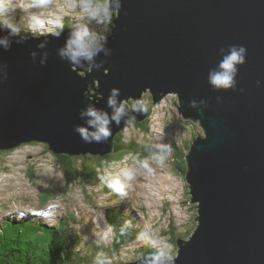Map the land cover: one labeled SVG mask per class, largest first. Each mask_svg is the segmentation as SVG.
Listing matches in <instances>:
<instances>
[{
	"label": "water",
	"instance_id": "water-1",
	"mask_svg": "<svg viewBox=\"0 0 264 264\" xmlns=\"http://www.w3.org/2000/svg\"><path fill=\"white\" fill-rule=\"evenodd\" d=\"M116 17L108 54L95 58L107 75H76L60 60L69 30L59 37L0 31L10 42L7 52L0 48L8 71L0 81V151L40 141L54 154L104 156L130 117L141 122L145 115L128 107L107 142L86 144L73 131L87 119L80 116L83 90L96 81L97 95L117 87L127 101L149 93L154 103L174 92L181 116L199 120L205 133L185 156L199 225L188 240L176 241L174 264H264V0H122ZM231 45L247 49L236 87L214 90L208 73ZM96 106L106 107L103 99Z\"/></svg>",
	"mask_w": 264,
	"mask_h": 264
},
{
	"label": "rangeland",
	"instance_id": "rangeland-1",
	"mask_svg": "<svg viewBox=\"0 0 264 264\" xmlns=\"http://www.w3.org/2000/svg\"><path fill=\"white\" fill-rule=\"evenodd\" d=\"M96 2H101V0ZM80 3L81 0H51L44 10L32 9L30 11L39 15L43 22L42 29L47 28L46 33L49 34L51 27L54 29L57 21L64 23L68 20L70 29L79 23L87 22ZM14 15L17 21L23 19L27 22L29 20V12H22L19 8ZM114 17H116L115 13ZM89 27L97 32L105 30V26L98 25L94 21L89 23ZM96 88L97 82L94 81L92 88H88L90 94ZM140 102L143 105L148 103L147 99ZM127 103L128 107L132 108L130 100ZM178 103L176 93H167L159 101L150 105V114L145 116L148 117L149 122L147 132L142 134L138 127L129 124L121 131L122 140L127 141L132 137L137 142L143 143L144 141L156 149L159 145H168L176 153L185 150L184 143L192 142L195 135L204 136L205 133L198 122L181 116L178 112ZM139 111L141 110H136V112ZM141 160H147L153 167L155 170L153 175H148L140 167L138 161ZM126 169H131L134 172V178L131 181L126 180L122 175V170ZM100 174V176L110 174L109 180L118 178L121 183L127 185L126 191L129 197L126 200L130 202L123 203L120 194L112 195L107 192L101 187V183L105 184L101 179L100 184L95 187L85 188L79 184L66 185L58 162L46 144L40 141L33 144H22L11 152L1 154L0 157V219H3L7 214L8 217L16 214L21 215L22 211L29 208L40 209L45 204L41 212L46 217L42 222L55 224V221L65 217L62 216V208L68 206L73 213L70 210L68 212L74 216L69 218L70 216L67 214L68 216L61 223L70 220L71 224L76 218L73 232L79 235L84 250H89L92 249L95 242L104 244L111 242L114 228L107 216L117 220L121 215H124L121 214L123 212L128 222L127 228L133 227L137 237L144 233L156 243L152 245L147 241L131 240L129 245L122 248L120 255L129 256L144 248L143 246H148L175 257L178 250L175 242L180 239L188 240L194 231L193 221L197 220L199 203L192 200L184 176L173 164L172 154L163 166H159L153 156L149 159H141L139 154H128L119 163L104 167ZM107 189L110 190L108 187ZM23 206L26 207L22 208ZM116 207H123V211L116 210L118 209ZM132 208L137 211L135 212ZM45 211L47 215H44ZM22 214L23 217L29 216V213ZM130 215L131 222L128 220ZM21 220L18 221L19 224L13 223L12 225L22 228L5 227V231L8 232L7 239H10L8 235L15 236L13 233L19 230L24 233L32 232L34 235L31 237L39 239L37 234L42 233L43 229H37L35 224H31L27 220ZM105 233H107L106 236ZM82 249L80 246V250ZM99 251V254L106 253L103 248ZM91 255L93 258L95 257L93 253ZM115 259L117 260V256H113V261Z\"/></svg>",
	"mask_w": 264,
	"mask_h": 264
},
{
	"label": "clouds",
	"instance_id": "clouds-1",
	"mask_svg": "<svg viewBox=\"0 0 264 264\" xmlns=\"http://www.w3.org/2000/svg\"><path fill=\"white\" fill-rule=\"evenodd\" d=\"M50 3L51 0H0V31L6 32L11 36H18L24 32L26 35L31 34L33 37H38V35L42 34L40 29L43 28V22L37 13L31 12L30 10H43ZM80 7L87 17V22L79 23L69 31L64 45L57 50V55L60 60L67 62L69 70L76 75L89 76L94 70L103 75H107L109 69L101 64H97L95 58L101 52L108 54V50L105 48L108 39V28H110L115 19H118V17H114V13L120 14L122 0H101V2H96V0H81ZM17 8L22 12H29V20L27 22L23 19L17 21L14 15ZM93 21L98 25L105 26L104 32H97L91 29L89 23ZM56 28V31H52L49 34L59 37L64 30V25L57 21ZM9 47L10 42L8 37H0V48L7 52ZM38 47L43 48L44 44L41 43ZM29 55L35 57L36 53L32 52ZM246 55L247 49L244 46L231 45L227 55L218 64L217 69L208 73V84L217 91L235 89L237 83L236 77L239 70L238 66L245 63ZM46 60L47 53H43L39 65H45ZM7 78V64L0 63V81L6 80ZM256 84L260 86L261 81L257 80ZM81 96L86 98V103L80 111V116L82 118L86 117L87 119L83 125L74 126L73 131L86 144L107 142L108 138L112 135L111 124L115 123L119 125L122 117L127 114L128 103L126 98H121L120 89L117 87L110 88L106 97L100 91L98 95L95 92L90 94L88 89L83 90ZM102 99L106 107H97V103ZM189 103L192 107H196V100H190ZM203 103L204 101L201 100L200 104ZM132 108L133 110H142L143 104L137 101L132 105ZM106 109H110L111 111ZM130 119H134V117H130ZM157 147L159 154L154 155L153 159L159 166H163L171 156L173 149L168 145H159ZM138 163L148 175L151 176L155 173V170L147 160H141ZM109 175L101 176V181L113 192L121 196H127L126 188L128 186L121 183L118 178L109 180ZM122 175L129 181L134 178V172L131 169L122 170ZM106 235L107 233H105ZM137 239L147 241L152 245L156 243L155 240L144 233H141ZM163 259H167L169 264H174V259L171 256L166 257L163 252L153 256L150 264H162Z\"/></svg>",
	"mask_w": 264,
	"mask_h": 264
},
{
	"label": "trees",
	"instance_id": "trees-1",
	"mask_svg": "<svg viewBox=\"0 0 264 264\" xmlns=\"http://www.w3.org/2000/svg\"><path fill=\"white\" fill-rule=\"evenodd\" d=\"M116 14L117 13H115V15ZM69 26L70 24L65 22L64 29H69L71 27ZM111 32L112 30L110 26V28H108V34ZM21 34L25 33L22 32ZM147 94H143L140 98V101L143 99H147L148 101V103L143 105V109L141 110L142 114L144 113L146 115L150 114V105L154 103L152 98L153 96L151 94ZM130 102L132 105L136 103L133 100H130ZM185 119H191L192 121L198 122V124L202 127L201 123L195 118L190 117ZM129 124L135 125L140 129L142 134H145L148 124V117H145V119H143L141 122L131 119L125 125L127 126ZM196 137L197 136L195 135L193 138ZM33 143L34 142H31V144ZM46 146L48 148V145ZM112 146V151L105 154L104 156H94L89 153L80 156L51 153L58 162V165L63 173V178L66 181V185L71 186L72 184H79L85 188L95 187L100 184L101 170L110 164L119 163L123 157L128 154H139L141 159H149L150 157L159 154V150L155 149L153 146H150L144 141L143 143H140L132 137L127 141H123L121 138V132H118L112 140ZM190 146L191 142H186L184 143L185 150L178 153L173 150L172 153L173 164H175L183 176H185L188 171L185 153L189 151ZM11 151L12 150L0 151V157L1 154ZM116 210L122 211L121 208ZM133 210L136 211L135 208H133ZM121 214L124 215H121L117 220H113L109 217V215L107 216L111 226L114 228V236L112 241L108 244L95 242V244L92 246L93 250H84V247L81 245L79 235L73 232L74 223L70 224V220L68 222H62V225L56 227V229L45 228L49 229V231L45 234L38 233L37 235L39 239H34L31 237L34 234L29 231H26L25 233L17 231L16 233H13L15 236L11 237L8 235L10 239H7V235L4 233L8 232L5 230L1 231L0 264H123L124 262L129 261V259L123 260V258H121L120 252L123 247L129 245V241L137 240V236L135 235V232L132 230V228L126 227L125 223L128 222L125 213L122 212ZM198 225L199 224L197 220L193 221L194 230L198 227ZM10 232L12 234V231ZM20 237L22 238L20 239ZM80 246L83 248L82 250H80ZM101 248L105 249L106 253L99 254V250ZM160 252L161 251H156L146 246L141 248V250L139 249V251L135 253L134 257L135 259L145 256L153 258V256ZM87 253H89V255H87ZM91 253H93L96 258L91 257ZM164 254L166 257L168 256V254ZM113 256H117V260L115 259V261H113Z\"/></svg>",
	"mask_w": 264,
	"mask_h": 264
},
{
	"label": "bare ground",
	"instance_id": "bare-ground-1",
	"mask_svg": "<svg viewBox=\"0 0 264 264\" xmlns=\"http://www.w3.org/2000/svg\"><path fill=\"white\" fill-rule=\"evenodd\" d=\"M43 10H44V9H43ZM42 12H43V11H42ZM58 12H59V11H58ZM47 14H48V13H47ZM48 17H49V16H48ZM53 24H54V23H53ZM158 95H159V96H162V94H158ZM165 95H166V93H165L162 97H164ZM162 97H161V98H162ZM161 98H160V99H161ZM160 99H159V100H160ZM159 100H158V101H159ZM178 112L181 114L179 103H178ZM147 115H148V114H147ZM181 115H182V114H181ZM184 117H185V118H189V117H186V116H184ZM134 120H135V119H134ZM198 121H199V120H198ZM199 122H200V121H199ZM117 195H118V193H117ZM193 201H194V199H193ZM116 208H118V207H116ZM119 208L122 209L123 207H119ZM119 208H118V209H119ZM125 208H126V207H125ZM122 211H123V209H122ZM129 213H130V212H129ZM128 218H131V215L128 216ZM7 221H8V222H11V223L19 224L18 221H22V220H21V218H20L18 215H15V217H14L12 220L8 219ZM130 221H131V220H130ZM28 222L31 223V224H32V223H35V222H31V221H28ZM125 224L127 225V223H125ZM132 228H133V227H132ZM24 229H28V228H24ZM37 229H43V230H42V233H44V234L47 233V232L49 231V229H45V228L40 227V226H37ZM132 230H133V229H132ZM30 231H31V230H30ZM93 241H94V240H93ZM111 241H112V240H111ZM135 241H136V240H135ZM131 242H132V241H131ZM129 244H130V243H129Z\"/></svg>",
	"mask_w": 264,
	"mask_h": 264
}]
</instances>
